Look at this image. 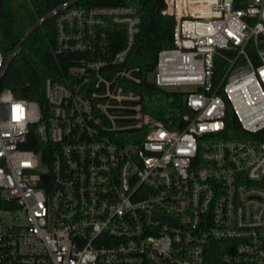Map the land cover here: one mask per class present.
<instances>
[{
    "label": "built area",
    "instance_id": "obj_1",
    "mask_svg": "<svg viewBox=\"0 0 264 264\" xmlns=\"http://www.w3.org/2000/svg\"><path fill=\"white\" fill-rule=\"evenodd\" d=\"M74 2L50 12L54 53L76 58L45 109L0 88V264H264V141L223 137L227 104L264 131V0H163L173 46L145 73L137 10ZM143 80L181 95L162 120Z\"/></svg>",
    "mask_w": 264,
    "mask_h": 264
},
{
    "label": "trees",
    "instance_id": "obj_2",
    "mask_svg": "<svg viewBox=\"0 0 264 264\" xmlns=\"http://www.w3.org/2000/svg\"><path fill=\"white\" fill-rule=\"evenodd\" d=\"M73 0H0V50L5 59L26 33L42 18L59 6ZM131 6L141 19L140 32L133 47V62L142 71L154 69L157 52L173 46L174 19L162 16L163 0H75L73 7L92 9L99 7ZM236 8H239L236 5ZM56 17L45 19L21 42L1 79L0 88L8 89L16 98L35 102L40 110L46 107L44 81L47 77L64 82L75 54H55ZM108 37L115 39L114 51L121 49L125 33L120 27L110 26ZM226 63L216 58L213 83L218 82ZM146 112L158 120L171 112L181 100L178 92L161 90L145 80L137 86ZM224 138H249L264 141V131L257 135L244 133L229 104L226 105ZM44 152L49 145L35 140L25 146Z\"/></svg>",
    "mask_w": 264,
    "mask_h": 264
},
{
    "label": "water",
    "instance_id": "obj_3",
    "mask_svg": "<svg viewBox=\"0 0 264 264\" xmlns=\"http://www.w3.org/2000/svg\"><path fill=\"white\" fill-rule=\"evenodd\" d=\"M71 4V3H69ZM51 13H49L48 15H46L44 18H42L41 20H39L27 33L26 35L23 37V39L21 40V42L26 38V36L33 30L35 29L38 25H40L45 19H47L48 17H50ZM20 42V43H21ZM43 178L46 179V176L44 175Z\"/></svg>",
    "mask_w": 264,
    "mask_h": 264
}]
</instances>
